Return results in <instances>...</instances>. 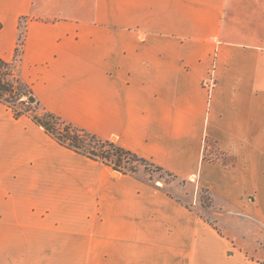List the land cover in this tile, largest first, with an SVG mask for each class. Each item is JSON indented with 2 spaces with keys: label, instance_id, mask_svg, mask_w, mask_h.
<instances>
[{
  "label": "crops",
  "instance_id": "obj_1",
  "mask_svg": "<svg viewBox=\"0 0 264 264\" xmlns=\"http://www.w3.org/2000/svg\"><path fill=\"white\" fill-rule=\"evenodd\" d=\"M0 58L42 108L212 196L192 209L0 101V264H264V0H0Z\"/></svg>",
  "mask_w": 264,
  "mask_h": 264
},
{
  "label": "trees",
  "instance_id": "obj_2",
  "mask_svg": "<svg viewBox=\"0 0 264 264\" xmlns=\"http://www.w3.org/2000/svg\"><path fill=\"white\" fill-rule=\"evenodd\" d=\"M14 63L15 61H6L0 58V101L6 103L12 109L14 115L19 117L27 113L26 111L22 112L17 106L25 97L28 98L29 103L41 105L35 97L31 85L16 73L13 67ZM6 93H9L14 101L9 100ZM31 98L34 100L32 101ZM32 117L36 123L43 126L62 145L94 160L101 161L118 172L137 174V166L141 165L146 168L152 167L156 171H165L151 160L125 148L117 141L102 138L98 134L64 119L54 112L44 109L42 114H36ZM165 172L174 178L176 177L171 172Z\"/></svg>",
  "mask_w": 264,
  "mask_h": 264
},
{
  "label": "rangeland",
  "instance_id": "obj_3",
  "mask_svg": "<svg viewBox=\"0 0 264 264\" xmlns=\"http://www.w3.org/2000/svg\"><path fill=\"white\" fill-rule=\"evenodd\" d=\"M13 67L17 71L16 61L13 64ZM6 95L9 100L14 101V98H11L9 93H6ZM17 106L22 112H27L25 115L33 116L36 114H42L44 112V108L36 104L29 103L28 98L26 97L22 99L17 104ZM206 159L219 161L220 163L228 166H232L235 160L233 155L226 154L221 151L213 140H209L207 143ZM137 175L140 178L145 179L150 183L166 190L169 194L177 196L184 204L192 209H197L200 211L202 210V207L209 208L212 205V196L208 189L201 187L199 188L198 194L196 195V188H194L191 183L180 178L176 179L168 175V173L165 171H156L152 167L146 168L145 166L141 165L137 166ZM176 183L182 185L183 188L182 192L179 194H174L176 193V190L173 185Z\"/></svg>",
  "mask_w": 264,
  "mask_h": 264
},
{
  "label": "built area",
  "instance_id": "obj_4",
  "mask_svg": "<svg viewBox=\"0 0 264 264\" xmlns=\"http://www.w3.org/2000/svg\"><path fill=\"white\" fill-rule=\"evenodd\" d=\"M214 84V79H213V75H210V77L205 81V85L207 87H211Z\"/></svg>",
  "mask_w": 264,
  "mask_h": 264
},
{
  "label": "water",
  "instance_id": "obj_5",
  "mask_svg": "<svg viewBox=\"0 0 264 264\" xmlns=\"http://www.w3.org/2000/svg\"><path fill=\"white\" fill-rule=\"evenodd\" d=\"M31 100L33 101L34 99H33V98H31Z\"/></svg>",
  "mask_w": 264,
  "mask_h": 264
}]
</instances>
